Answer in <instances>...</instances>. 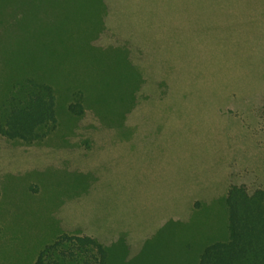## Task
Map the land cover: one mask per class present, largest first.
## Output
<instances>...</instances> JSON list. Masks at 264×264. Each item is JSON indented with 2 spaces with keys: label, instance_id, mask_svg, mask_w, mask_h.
<instances>
[{
  "label": "rangeland",
  "instance_id": "obj_1",
  "mask_svg": "<svg viewBox=\"0 0 264 264\" xmlns=\"http://www.w3.org/2000/svg\"><path fill=\"white\" fill-rule=\"evenodd\" d=\"M101 3L95 45L128 51L142 77L134 108L122 128L88 126L69 148L0 138V190L34 172L77 170L89 178L87 191L58 196L47 213L66 234L105 246L123 238L134 255L195 202L231 185L264 187V0ZM13 221L0 223V264H22L13 238L22 224Z\"/></svg>",
  "mask_w": 264,
  "mask_h": 264
},
{
  "label": "trees",
  "instance_id": "obj_2",
  "mask_svg": "<svg viewBox=\"0 0 264 264\" xmlns=\"http://www.w3.org/2000/svg\"><path fill=\"white\" fill-rule=\"evenodd\" d=\"M101 1L0 0V138L69 148L88 126L122 128L142 77L126 49L95 45L104 32ZM32 174L4 185V195L0 190V223L23 220L13 221L22 224L13 237L22 264H30V255L33 264H264V187L249 192L231 185L195 202L184 220L166 221L131 255L123 238L105 246L66 234L47 213L58 196L85 193L87 175ZM22 228L36 229V236Z\"/></svg>",
  "mask_w": 264,
  "mask_h": 264
}]
</instances>
